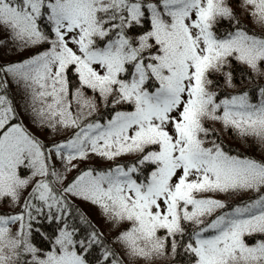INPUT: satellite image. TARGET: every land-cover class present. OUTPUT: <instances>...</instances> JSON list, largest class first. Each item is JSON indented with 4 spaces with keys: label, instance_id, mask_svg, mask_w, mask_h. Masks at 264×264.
Listing matches in <instances>:
<instances>
[{
    "label": "snow or ice",
    "instance_id": "snow-or-ice-1",
    "mask_svg": "<svg viewBox=\"0 0 264 264\" xmlns=\"http://www.w3.org/2000/svg\"><path fill=\"white\" fill-rule=\"evenodd\" d=\"M234 4L264 27V0H0V45L35 49L0 75L63 137L41 141L0 94V264H153L181 250L188 264H264V159L221 139L264 146V86L242 90L232 71L264 77V33ZM70 196L99 208L111 242L78 213L81 229Z\"/></svg>",
    "mask_w": 264,
    "mask_h": 264
},
{
    "label": "rangeland",
    "instance_id": "rangeland-1",
    "mask_svg": "<svg viewBox=\"0 0 264 264\" xmlns=\"http://www.w3.org/2000/svg\"><path fill=\"white\" fill-rule=\"evenodd\" d=\"M253 25L257 33H259V31H262L264 33V27H261L260 25L255 23ZM4 39H6V34L0 33V40H4ZM33 51L34 49L19 51L17 50L16 46L11 41H9L6 45H0V64L7 65L8 63L21 62L24 59H20V57L26 58L24 56H27L26 54L30 52L32 53ZM28 56H30V54H28ZM0 80L4 81V87L0 88V94L6 95L7 98L12 102L17 113L19 114L20 121H22L25 124V126H27L31 132H33L34 135H36L39 139H41V141L47 144H50L54 139L60 140L63 138L62 136L54 134L50 129L41 130L31 122V118L28 115V109H27V105L29 104V99L24 89L21 86H18L15 80H13L11 77H3L2 75H0ZM89 95H91V92H89ZM99 112L101 111L98 105L97 114H99ZM124 158L127 157H123L121 158V160H123ZM109 164H114V163L110 161H103L98 158L89 162V165L94 167H100L102 165L108 166ZM81 167L83 168L84 165H81ZM24 174L27 175V173ZM77 174L78 173L74 170L73 172L68 174V179L73 178ZM29 191H31V188L27 189L24 192V195L27 196V192ZM68 199L70 203L74 205L72 215L75 210H78L81 214L86 216V218L92 225H94L99 231L103 232L105 237L107 236L109 238L111 237L109 240L112 241V237L114 236L115 233L114 231L109 230V226L102 218L98 207L93 206L90 203L84 202L78 198H73L71 196ZM0 211H5V212L10 211L9 203L7 200L0 201ZM10 227L12 228L13 231H15V226H10ZM156 261L157 260L153 262ZM141 264H143V262H141Z\"/></svg>",
    "mask_w": 264,
    "mask_h": 264
},
{
    "label": "trees",
    "instance_id": "trees-1",
    "mask_svg": "<svg viewBox=\"0 0 264 264\" xmlns=\"http://www.w3.org/2000/svg\"><path fill=\"white\" fill-rule=\"evenodd\" d=\"M233 7L236 9L238 16H240V19L243 22V24L246 26V28L251 30L252 32H256L254 29V25H253L254 23H253L252 19L246 17L237 5L234 4ZM228 25H229L228 21L221 22V24L219 26L220 31L223 32V31L227 30ZM259 33H263V32L259 31ZM34 51H35V49H34ZM32 53L30 52L28 54L31 55ZM28 54H26L27 56H24V57L27 58ZM26 58L20 57V59H26ZM232 71H233L234 82L242 90L243 89L251 90V88L255 87L256 85L264 86V77L255 76L251 72V70L248 69L246 66L238 65L233 61ZM220 83L221 84L223 83L222 79L220 80ZM228 91H232V90L229 89ZM99 107H100V111H101V112H99V114H103L106 116L108 114V110L102 104H100ZM213 126L217 127L218 129L220 127L219 125H213ZM221 139L223 140V144H224L225 149L229 150L231 154H242L244 156H249V157L255 158L257 160L264 159V146L259 145L252 138H248L247 140L241 139L238 136H236L231 130H229L228 132L222 133ZM124 159L130 161L132 158L127 157ZM123 160H121L120 162H123ZM113 163H116V162H113ZM106 167H107L106 165L105 166L102 165V166L97 167V168H106ZM229 202H231V201H229ZM78 213L81 214L78 210H75L73 212V216L75 217V222L78 225H80L81 229L83 230L84 228L87 227V225L80 223ZM84 217L86 218V216H84ZM45 230L49 233L52 232V228L48 227L47 225H45ZM106 238L109 240L111 237L109 238L107 236ZM109 242H111V241L109 240ZM33 243L41 249H47L48 247H50L48 242L39 236H35L33 238ZM156 263L157 264H188V258L182 254V250H181V254L175 258V261L172 260V257L169 254L167 257L159 258V259H157L156 262H153V264H156Z\"/></svg>",
    "mask_w": 264,
    "mask_h": 264
}]
</instances>
